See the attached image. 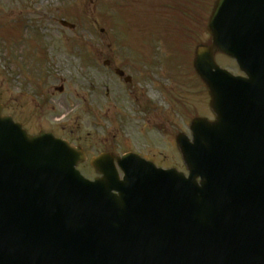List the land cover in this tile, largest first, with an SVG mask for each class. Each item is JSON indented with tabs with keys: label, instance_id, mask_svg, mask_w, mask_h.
<instances>
[{
	"label": "water",
	"instance_id": "obj_1",
	"mask_svg": "<svg viewBox=\"0 0 264 264\" xmlns=\"http://www.w3.org/2000/svg\"><path fill=\"white\" fill-rule=\"evenodd\" d=\"M216 3L209 21L213 47L199 50L196 68L210 89L217 121L213 125H194V146L181 143L189 179L174 172L150 169L133 158H123L119 162L124 171L122 182L113 168L106 165L100 170L103 178L89 184L76 173L77 160L70 148L46 136L29 138L19 125L0 113V264H107L97 258L98 251L109 262L116 257L123 264H212L221 246L225 247L219 256L221 264H245V258L242 263H233L235 247L241 240L233 241L235 226L226 215L230 207L238 214L245 210L242 215L246 221L252 224L259 220V224H264V129L250 138L255 140L259 152L251 148L246 151L232 140L242 129L238 126L243 121L264 120V113L263 119L255 117L262 111L259 95L264 87L259 80L258 84L253 81L262 78L264 0ZM214 49L235 58L240 69L250 76L251 81L245 84L252 97L253 106L249 109L232 107V97L243 88L240 83L230 84V77L219 71L210 75L209 71L216 68L212 62ZM236 109L241 111L235 112ZM233 149L238 154L226 163L227 167H218L220 172L227 171L216 177L214 162ZM197 177L201 178L200 186L195 184ZM37 189H45L43 203L52 214L63 206L62 199L73 195L76 209L83 211H76L81 217L77 219L85 222L82 234L75 232L79 227L71 234V226L61 235L71 238V245L70 241L61 242L59 248L56 239L50 238L47 246H54L50 250L32 245L20 246L14 252L12 248H2V234L15 227L11 220L13 208L23 204L25 207V197ZM112 191L118 195H111ZM200 209L225 212L210 221L198 217L195 222L181 217ZM146 215L153 220H134ZM254 264H264V257Z\"/></svg>",
	"mask_w": 264,
	"mask_h": 264
},
{
	"label": "rangeland",
	"instance_id": "obj_2",
	"mask_svg": "<svg viewBox=\"0 0 264 264\" xmlns=\"http://www.w3.org/2000/svg\"><path fill=\"white\" fill-rule=\"evenodd\" d=\"M11 1H12V5L9 0H0V6L5 9L7 7L15 8L17 7V4L15 3H18L20 1L27 2V5L29 4L30 10L32 11V13L27 14L29 28L31 27L38 33L41 32L44 35L45 39L41 38L39 42L40 43L46 42L48 47L44 46L46 47V49L42 53L35 51L31 53H27V55L32 54V56L29 60H25L26 53H24V50L30 51L36 49L33 43V39H34L33 32L27 34L24 28L20 24H17L15 22V20L18 18L13 17L12 19H8L5 16V13H3L0 10V30L5 35L4 43L9 44L8 32H12L13 34H15L16 40H18L11 43V45L9 44L10 46L8 47L7 51L4 50L0 45V103H4L5 98L7 97L6 95L7 91L17 93L20 103L21 94L19 92L22 91L21 85L28 87L27 83L29 81L28 80L29 76L25 72H26V67L29 65L31 67L33 65L39 66L42 64L57 63L58 66L61 68L66 67V68L77 69L78 68L77 66H79L80 64L79 61L80 60L83 61V57L84 55H86L85 51L87 53H91L87 51L90 50L92 51L93 54H95L96 51H94V46H101L102 48H105L106 45L113 46L119 44L121 45V48L134 47L135 49H137V56L144 54V50H145L144 45L146 44V42L131 43L132 41L131 39L133 40L136 39L134 37V28L136 25L141 23L140 15L144 13V15H142L144 17L142 20V25L143 26L146 25V27L148 28H150L149 18L153 17L151 16V14L155 15V13L152 10H147L148 8H145L144 6H142V4L151 3L154 5L158 0H136L139 2V4H135L136 6L131 8L132 12L134 13V16L130 17L131 27L124 25V21L122 20L123 19L122 15L120 16L121 18L120 28H122V32L119 31L116 27H113L115 30L111 29V26H114L113 21L117 19L115 17L114 19L112 18L111 13L115 12L112 10L114 9V6L117 3L121 4L122 0H11ZM129 1L132 2L135 0H129ZM138 5L141 6L142 11H140V7ZM121 10L124 11L123 7H121ZM146 10L147 12H145ZM137 15H139V17H137ZM61 16L64 20L70 22L71 24L72 23L76 24L77 25L76 29L73 31H68L66 29H63L58 24V21H56L54 18L57 17L61 19ZM79 18H81V20H79ZM163 26L165 27V29L167 28L166 23H164ZM102 30H104L103 33H101ZM167 31L168 30H164V37L169 36ZM30 34L33 37V39L31 38L29 41ZM144 35L146 38L149 37L145 33ZM194 36L198 37L197 38L198 41L201 40L203 36H206L205 34L201 33V25H198L196 34ZM115 40H117L119 43L115 42ZM185 43H187L188 45V42L185 41ZM49 45L51 46V48H49ZM162 47L165 48L168 52L169 50L174 51L175 48L174 39L170 37V39L167 41L165 38V41L162 42ZM112 48H116V47L113 46ZM79 49H81V51L85 49V51L81 56L79 53L76 52ZM69 51H71V53ZM107 53L110 54L109 52ZM126 53H129V50H127ZM189 55L191 56L190 52ZM190 56H188L189 59L187 61V59L184 58L182 48H177L173 56V59L171 61L172 63L169 66V72H172V74H174V72L177 71L179 72L181 68L176 67V61H180L181 66H183L182 71L185 72V76L186 75L187 76L186 77L183 76L179 79L180 81L177 80L175 82L176 83L179 82L178 85H182L180 90L182 91L183 88L185 95H188L189 97H193V95L197 96V86L194 85L193 81L195 82L197 81L193 79V73L191 72V68H189V61L191 59ZM221 61L225 65L226 60L223 58L221 59ZM64 75L71 76L73 74L64 73ZM169 80H170L169 81L170 84L172 80L171 79ZM164 82H168V80H165ZM165 89H168V84L165 86ZM149 90H151V86ZM176 92H178V90L175 88L174 93ZM110 93H111V97L109 98L108 101L109 103H111L114 100V97L121 96L122 97L121 99L123 101L122 102L118 101V102L120 104H123L124 107H129L128 102L123 99V97L125 98V94L120 91L119 86H114L113 91L111 90ZM154 95H157L159 97L158 94H154ZM68 99L74 102V105L76 106L77 102L74 98L69 97ZM25 101L28 105H30V103L32 102L30 99H26ZM91 103H93V99ZM163 103H164L163 106L166 110L171 112L173 110V112H175V115L177 114L178 107L176 109V103L174 101L171 103L168 95H164ZM194 109L195 107H193V109L190 110L191 111L190 113L186 112V114L191 116L194 112H196V111L193 112ZM181 113H183V111ZM140 124H141L140 127H135L133 131L130 130L129 132L126 133V135H129V138L139 137L140 136L139 131L141 132V127L143 125V122L141 121ZM120 134H124V133L120 131L119 135ZM145 150L150 153L149 149H145ZM155 157L160 162H164V160L168 159V157L164 158L163 154H159Z\"/></svg>",
	"mask_w": 264,
	"mask_h": 264
},
{
	"label": "flooded vegetation",
	"instance_id": "obj_3",
	"mask_svg": "<svg viewBox=\"0 0 264 264\" xmlns=\"http://www.w3.org/2000/svg\"><path fill=\"white\" fill-rule=\"evenodd\" d=\"M110 62H111L110 60H106V62L104 63L105 70L109 71L110 74H106V75L99 74L98 78L103 79L104 76L113 78L112 81L111 79H109V83L112 86H116L117 83L125 87L132 86L135 84L133 77L144 73V71L140 70L141 66H128L127 65L123 67V71H125V75L115 74L113 72L114 68H112V65ZM128 75L130 79H128L127 82H129L130 85H128V83L126 82V76ZM102 89H104V92L107 93L108 89H106V86H103ZM65 91L66 89L62 88V92L60 95L64 94ZM56 94L58 93L56 92ZM49 103H50L49 100L43 97L41 102H36L35 107L33 106L29 108L27 107L26 103L22 104V110H19L18 114L23 118L22 124L24 128L27 129V131L31 135H34L35 133H38L40 131L45 132V131L51 130L54 134H57L65 139H69L70 141H73L76 144L82 142L83 138L76 135V132H70L67 126L61 125L57 122L54 123V122L49 121L53 116H55V114H57V112L55 111V108L48 107ZM104 103L105 101H102V105H101L102 107L105 106ZM87 109H90V108L86 107V108H83L82 110L86 111ZM66 116L68 117V111L66 112ZM112 149H115V146H113L110 150L107 147L103 146L100 148L97 147L93 152L96 154H98L99 152L103 150L112 152L111 151ZM89 151L90 150L87 151L88 154H89Z\"/></svg>",
	"mask_w": 264,
	"mask_h": 264
}]
</instances>
